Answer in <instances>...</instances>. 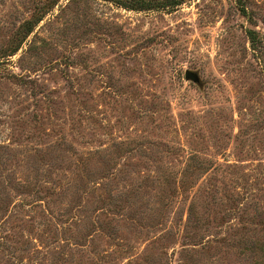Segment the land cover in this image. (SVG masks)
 Listing matches in <instances>:
<instances>
[{
	"label": "rangeland",
	"instance_id": "1",
	"mask_svg": "<svg viewBox=\"0 0 264 264\" xmlns=\"http://www.w3.org/2000/svg\"><path fill=\"white\" fill-rule=\"evenodd\" d=\"M118 1L0 0V264H264V0Z\"/></svg>",
	"mask_w": 264,
	"mask_h": 264
},
{
	"label": "trees",
	"instance_id": "2",
	"mask_svg": "<svg viewBox=\"0 0 264 264\" xmlns=\"http://www.w3.org/2000/svg\"><path fill=\"white\" fill-rule=\"evenodd\" d=\"M185 0H120L118 5L133 11L167 10L182 5ZM254 42V34L250 32Z\"/></svg>",
	"mask_w": 264,
	"mask_h": 264
},
{
	"label": "water",
	"instance_id": "3",
	"mask_svg": "<svg viewBox=\"0 0 264 264\" xmlns=\"http://www.w3.org/2000/svg\"><path fill=\"white\" fill-rule=\"evenodd\" d=\"M185 80L191 81L195 84H200L201 83V78L199 73L188 70L185 72Z\"/></svg>",
	"mask_w": 264,
	"mask_h": 264
}]
</instances>
